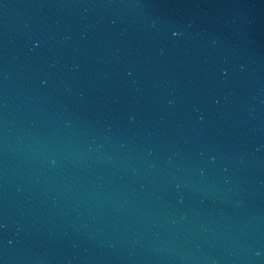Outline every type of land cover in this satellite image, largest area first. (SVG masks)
<instances>
[{
    "label": "water",
    "instance_id": "obj_1",
    "mask_svg": "<svg viewBox=\"0 0 264 264\" xmlns=\"http://www.w3.org/2000/svg\"><path fill=\"white\" fill-rule=\"evenodd\" d=\"M0 264H264V142L66 0H0Z\"/></svg>",
    "mask_w": 264,
    "mask_h": 264
}]
</instances>
